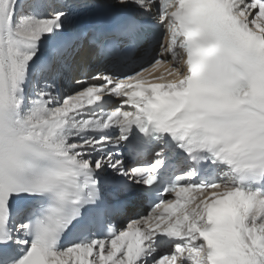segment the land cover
I'll use <instances>...</instances> for the list:
<instances>
[{
    "label": "snow or ice",
    "instance_id": "6c2138e0",
    "mask_svg": "<svg viewBox=\"0 0 264 264\" xmlns=\"http://www.w3.org/2000/svg\"><path fill=\"white\" fill-rule=\"evenodd\" d=\"M0 264H264V0H0Z\"/></svg>",
    "mask_w": 264,
    "mask_h": 264
},
{
    "label": "bare ground",
    "instance_id": "6f19581e",
    "mask_svg": "<svg viewBox=\"0 0 264 264\" xmlns=\"http://www.w3.org/2000/svg\"><path fill=\"white\" fill-rule=\"evenodd\" d=\"M115 225H118L117 228H121V227H123V221L115 222Z\"/></svg>",
    "mask_w": 264,
    "mask_h": 264
}]
</instances>
